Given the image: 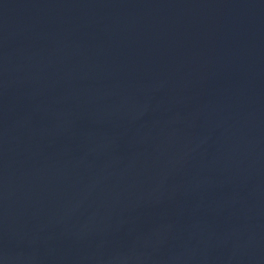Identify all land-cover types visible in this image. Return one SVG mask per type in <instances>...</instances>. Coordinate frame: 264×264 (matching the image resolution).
Listing matches in <instances>:
<instances>
[{
  "label": "water",
  "instance_id": "1",
  "mask_svg": "<svg viewBox=\"0 0 264 264\" xmlns=\"http://www.w3.org/2000/svg\"><path fill=\"white\" fill-rule=\"evenodd\" d=\"M0 264H264V0H0Z\"/></svg>",
  "mask_w": 264,
  "mask_h": 264
}]
</instances>
